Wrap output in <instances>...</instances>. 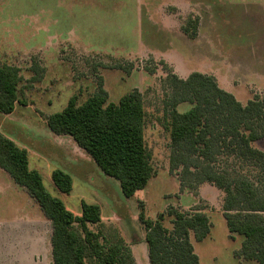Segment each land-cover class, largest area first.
<instances>
[{"label":"rangeland","instance_id":"1","mask_svg":"<svg viewBox=\"0 0 264 264\" xmlns=\"http://www.w3.org/2000/svg\"><path fill=\"white\" fill-rule=\"evenodd\" d=\"M196 19V34L182 31ZM190 24V25H189ZM167 65L180 77L192 71L211 74L218 85L245 103L264 98V0H0V64L20 69L19 98L9 114L0 112V131L28 153L29 167L46 189L74 214L80 203L100 206L93 231L115 229L136 264H149L143 210L171 228L169 208H199L211 223L208 235L190 240L199 264H257L235 256L242 236H230L223 214V192L211 183L183 187L169 168L170 137L165 127ZM42 68L32 80L33 62ZM132 64L129 74L102 67ZM146 67L154 68L150 73ZM102 78L108 100L117 102L137 88L145 111L144 139L152 175L146 186L126 197L71 136L49 130L46 117L61 110L72 95L82 102ZM187 103L177 109H189ZM264 151V138L253 143ZM61 169L72 178L68 194L52 182ZM51 223L27 190L0 168V264H52Z\"/></svg>","mask_w":264,"mask_h":264},{"label":"trees","instance_id":"2","mask_svg":"<svg viewBox=\"0 0 264 264\" xmlns=\"http://www.w3.org/2000/svg\"><path fill=\"white\" fill-rule=\"evenodd\" d=\"M182 27L188 35L196 34V19ZM189 24V25H190ZM166 99L165 127L169 131V168L183 187L196 189L211 183L224 194L222 214L230 236H242L235 256L264 264V151L253 143L264 138V98L254 94L245 103L221 88L211 74L190 72L178 76L164 61ZM102 67L129 74L132 64L116 63ZM32 80L41 77L42 68L35 61ZM150 73L154 68L146 67ZM96 90L82 102L72 95L59 111L46 117L50 131L69 135L109 177L119 182L126 197L144 188L152 175L151 154L144 139L145 111L140 91L134 88L117 102L109 101L102 78L97 75ZM20 69L0 64V112L9 114L19 98ZM187 103L189 109L177 107ZM0 168L15 184L27 190L51 223L52 264H136L129 246L117 231L109 228L93 231L88 224L101 222L100 206L81 201V212L74 214L64 202L44 186L41 174L29 167L28 153L0 131ZM55 187L68 194L71 176L61 169L51 172ZM171 228L155 219L138 220L145 230L149 264H199L190 240H203L210 231L209 218L197 208L181 212L169 208Z\"/></svg>","mask_w":264,"mask_h":264}]
</instances>
